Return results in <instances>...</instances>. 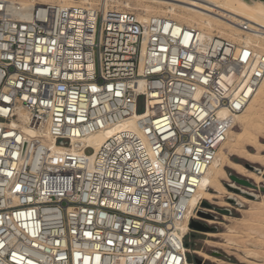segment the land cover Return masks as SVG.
<instances>
[{
  "label": "built area",
  "instance_id": "obj_1",
  "mask_svg": "<svg viewBox=\"0 0 264 264\" xmlns=\"http://www.w3.org/2000/svg\"><path fill=\"white\" fill-rule=\"evenodd\" d=\"M263 80L166 17L0 0V264H190L179 226Z\"/></svg>",
  "mask_w": 264,
  "mask_h": 264
},
{
  "label": "rangeland",
  "instance_id": "obj_2",
  "mask_svg": "<svg viewBox=\"0 0 264 264\" xmlns=\"http://www.w3.org/2000/svg\"><path fill=\"white\" fill-rule=\"evenodd\" d=\"M147 1L151 2V0ZM160 1H165V3L175 4L181 7H194L190 5L191 0ZM95 2L98 3L99 1L96 0ZM203 8L204 12H207L216 19L242 31H251L248 25L253 23L243 17L218 7L210 6ZM203 8L194 7V9L200 11H203ZM261 107L264 108V106ZM262 108H259V111L261 109L260 115L257 116L258 118L256 117V119L262 120V122L256 120L261 126L264 122ZM236 122L234 127L235 133H242L244 138L246 137L244 133L254 135L257 137L259 144L254 143L251 145L253 142L250 141L247 144H245L246 141L245 143L236 144L232 141L230 146L236 144L235 147L237 148L234 149L236 151L232 152L230 146L229 148L226 146V152L230 153L229 157L233 162L239 163L248 172H254L261 178L259 181H256L249 176L238 173L232 168H225L227 179L222 181L224 191H218L217 189L215 192V189H212L211 193L214 197L211 196L209 199L213 201L209 199L202 200V203L199 204L200 207L196 217L192 219L201 222L207 230H195L189 226L190 231L187 233L185 240L188 243V259L190 264H264V126H262L263 128H261L260 125V127L256 126V128L254 126L255 131L257 130V133L259 131L257 134L254 133L255 131H253V128L252 131L245 130V125L243 123L239 121ZM257 145H259L260 148H258L259 146L257 147ZM261 147H263V149ZM256 151H258L259 154L256 153ZM242 152L244 153V157H242L243 154L242 156L240 154ZM87 153L90 154L91 150H88ZM250 154L262 155L259 159L261 158L263 160H256V158L252 160L247 157ZM245 157H247V159ZM248 159H250V161ZM232 177H238L246 183L237 182ZM222 192L225 193L223 194ZM246 199H248L249 202L246 201ZM205 203L208 206L204 205ZM200 212H203L205 215H201ZM222 232H226V234ZM204 254L209 258L207 259Z\"/></svg>",
  "mask_w": 264,
  "mask_h": 264
},
{
  "label": "bare ground",
  "instance_id": "obj_3",
  "mask_svg": "<svg viewBox=\"0 0 264 264\" xmlns=\"http://www.w3.org/2000/svg\"><path fill=\"white\" fill-rule=\"evenodd\" d=\"M11 1H16L19 4H22L24 7H27V8H30L34 4H50V3L57 2L60 4H66L69 6L75 5V4L76 5L82 4V5L98 6L100 9L106 10V11L125 10V11H130L136 14L137 17L143 22L148 20L150 16H162V17H166L171 20H175L179 22L181 25H186L188 27L194 28L195 30L200 32V35L204 39L209 36L227 38L237 43L239 46L250 45L253 48H255V51L257 53L264 54V1L262 0H191L190 5L194 7H199V8L210 7V6L218 7V8L227 10L233 14H236L240 17L247 19L248 21L253 23V24L248 25V27L251 28L250 32L242 31L232 25H229L219 19L212 17L207 12H204V8H203V11H200V10L194 9V7H192L193 9L189 8V6L181 7L175 4H170L167 2L165 3V1L161 2L160 0L159 1L151 0V2L147 0H98L99 1L98 3L95 2L96 0H79V1L78 0L77 1L76 0H11ZM187 2H190V1H187ZM263 104H264V80L255 92L249 93V100L246 104L245 109L241 113L236 114L234 116V125L229 130L228 138L219 148L216 159L210 166L206 175L203 177V181L201 183L200 190L197 196H194L192 200L190 201L191 208H194L195 206L201 204L202 200H208L211 196H213L211 193L212 189L213 190L215 189V192L217 189L218 191L220 190L222 191L224 189L222 181L227 179V172L225 169L226 167L232 168L236 170L238 173L249 176L250 178H253L256 181L260 180L261 177L258 174L254 172H248L242 165H240L239 163L233 162L229 157L230 153L226 152V146L229 148L230 144H232L231 143L232 141H234L236 144L245 143V141H246L245 144L249 143V141L253 142L251 143V145L254 143L259 144L257 137H255L254 135L248 134V133H244L246 135V137L244 138L242 136V133H235L234 127H235V123H237L236 121H239L245 125L244 126L245 130L252 131L254 129L253 131H255L256 126L260 125L258 123L260 119L258 120L256 119V117L260 115L261 109L259 111V108H262L261 106H264ZM262 109L264 113V108ZM221 114L223 115L227 114V110H222ZM26 116L27 114L23 113V117H26ZM260 121L262 122V120ZM263 124L264 122L262 123V126H264ZM127 126H133L132 118H129L128 120L120 124H117L111 128H108L102 132L95 133L89 136L86 140L97 149L113 133L121 130L122 128L125 129ZM262 126L261 128H263ZM24 130L28 133H31V130L27 127H24ZM256 131L254 133H257ZM45 143H47L48 145H52L51 143H48L47 141ZM236 144L230 146V150L232 152L236 151L234 150L235 148H237L235 147ZM258 146L259 145H257V147ZM258 148H260V146ZM261 148L263 149V147ZM256 153H258V151H256ZM240 154L241 156L243 154L242 157H244L243 152ZM261 156L257 154L256 155L250 154L247 157L251 158L252 160L253 158H256V160L258 159L261 161L263 160L261 158L259 159V157ZM247 157L245 158L247 159ZM248 160L250 161V159ZM222 193L224 194L225 192H222ZM210 201H213V200H210ZM246 201H248V199H246ZM189 226L190 225L187 223V221L184 224L180 225L179 228L181 229V234L188 233L190 231ZM223 234H226V232ZM204 255L206 256L207 259L209 258L206 254Z\"/></svg>",
  "mask_w": 264,
  "mask_h": 264
},
{
  "label": "water",
  "instance_id": "obj_4",
  "mask_svg": "<svg viewBox=\"0 0 264 264\" xmlns=\"http://www.w3.org/2000/svg\"><path fill=\"white\" fill-rule=\"evenodd\" d=\"M262 1H264V0H262ZM232 178L237 182L246 183V182H244V180H241L238 177H232ZM204 205L208 206L206 203ZM200 214L205 215L203 212H200ZM190 227L192 229H195V230H203V231L207 230V228L201 222H199L197 220H192L190 223Z\"/></svg>",
  "mask_w": 264,
  "mask_h": 264
},
{
  "label": "trees",
  "instance_id": "obj_5",
  "mask_svg": "<svg viewBox=\"0 0 264 264\" xmlns=\"http://www.w3.org/2000/svg\"><path fill=\"white\" fill-rule=\"evenodd\" d=\"M188 244V243H187Z\"/></svg>",
  "mask_w": 264,
  "mask_h": 264
}]
</instances>
